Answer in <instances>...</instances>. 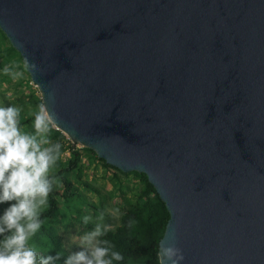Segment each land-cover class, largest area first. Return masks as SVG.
Instances as JSON below:
<instances>
[{"label":"water","instance_id":"obj_1","mask_svg":"<svg viewBox=\"0 0 264 264\" xmlns=\"http://www.w3.org/2000/svg\"><path fill=\"white\" fill-rule=\"evenodd\" d=\"M53 128L144 174L183 264H264V0H0Z\"/></svg>","mask_w":264,"mask_h":264},{"label":"clouds","instance_id":"obj_2","mask_svg":"<svg viewBox=\"0 0 264 264\" xmlns=\"http://www.w3.org/2000/svg\"><path fill=\"white\" fill-rule=\"evenodd\" d=\"M31 71H38L35 64L25 61ZM5 73L9 69H4ZM14 77L22 73H13ZM20 109L15 106H0V205L9 204L0 215V264H55L62 256L39 253L31 240L41 230V216L56 184L51 174L61 156V144L53 143L49 134L56 122V114L45 104L39 105L34 115V133L25 132L20 126ZM116 218L119 209L111 210ZM85 225L93 218L86 215ZM101 213L94 228L85 232L78 241L81 251L70 254L64 264H118L122 253L105 237L114 226L104 223ZM135 222L129 221L131 228ZM184 255L175 245L162 247L160 264H183Z\"/></svg>","mask_w":264,"mask_h":264},{"label":"trees","instance_id":"obj_3","mask_svg":"<svg viewBox=\"0 0 264 264\" xmlns=\"http://www.w3.org/2000/svg\"><path fill=\"white\" fill-rule=\"evenodd\" d=\"M0 40L8 43L1 31ZM10 49L17 54L12 47ZM5 55L6 53L3 57L6 60ZM17 55L21 70L28 76L24 62L20 55ZM26 83H30V78ZM29 85H27L28 88H31ZM28 97L34 107L20 111V126L23 131L34 133V115L41 105V100L33 91ZM49 138L53 143L61 144V156L51 173L57 182L41 216L44 222L43 226L32 238L34 242L48 250L46 255L55 257L57 253H62L61 258L55 264H64L69 255L59 234V216L63 217L61 210L68 212L70 208L79 205L98 213L100 212L99 207H102L104 203L118 199L121 201L117 205L124 211L119 218L118 225L105 237L115 245L116 250L120 251L124 257L123 261L118 262V264H160L158 244L163 236L169 213L153 186L148 182L147 177L136 172L128 174L120 172L107 165L103 160L98 159L91 150L73 146L61 132L54 128H52ZM66 152L69 153V158L64 160L63 155ZM88 158L101 162L105 169L113 170L114 173L107 179L108 185L111 187L110 190L103 191L86 181H82V174L85 169L82 160ZM130 175L137 180L136 187L131 188L124 185V180ZM74 180L80 184L75 185ZM88 193H93L96 200ZM9 206L7 203L0 205V215H3L4 210ZM129 221L135 222L131 228L128 226Z\"/></svg>","mask_w":264,"mask_h":264},{"label":"rangeland","instance_id":"obj_4","mask_svg":"<svg viewBox=\"0 0 264 264\" xmlns=\"http://www.w3.org/2000/svg\"><path fill=\"white\" fill-rule=\"evenodd\" d=\"M9 43V42H8ZM5 42L0 40V106L9 107L15 106L21 111L24 109H31L34 106L30 103L31 99L28 97L31 91L34 92L36 96L40 97V94L37 88L31 84H28L26 81L29 79V75L21 70L20 62L18 59V53L16 54L13 50L10 49V44L8 45ZM10 46V47H9ZM4 53H6L4 59ZM9 69L8 73L4 72V69ZM22 73L21 76L14 77L13 73ZM29 85L31 88H28ZM77 148H82L76 146ZM69 158V153L66 152L63 155V159L66 160ZM82 162L85 165L84 172L82 174V181H86L88 184L93 185L94 187L100 188L103 191H108L111 187L108 185L107 179L111 177L114 173L113 170H108L103 168L101 162H97L93 159H84ZM104 177V178H103ZM124 185H128L133 188L137 186V180L130 175L126 178ZM75 185L80 183L76 180L73 181ZM92 196L94 200L93 193H88ZM121 200L108 201L102 205L100 212L96 213L91 209H85L82 206L72 207L68 212L61 210L63 217L59 216V234L62 238L64 248L68 255L81 251L79 248L78 241L74 237H79L85 232L91 231L94 228L96 218L103 213L105 216L104 223L111 224L114 227L118 225L119 218L124 210H122L117 203H120ZM119 209V216L114 218L111 214V210ZM86 215L92 216L93 220L89 224L85 225L83 223V217ZM31 245L41 254H47L48 250L43 249L40 245L36 244L34 240H31Z\"/></svg>","mask_w":264,"mask_h":264}]
</instances>
